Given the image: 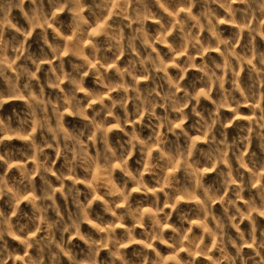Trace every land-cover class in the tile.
Segmentation results:
<instances>
[{"label": "clouds", "instance_id": "1", "mask_svg": "<svg viewBox=\"0 0 264 264\" xmlns=\"http://www.w3.org/2000/svg\"><path fill=\"white\" fill-rule=\"evenodd\" d=\"M0 264H264V0H0Z\"/></svg>", "mask_w": 264, "mask_h": 264}]
</instances>
